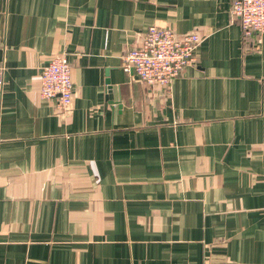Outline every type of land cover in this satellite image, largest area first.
<instances>
[{
    "label": "crops",
    "instance_id": "crops-1",
    "mask_svg": "<svg viewBox=\"0 0 264 264\" xmlns=\"http://www.w3.org/2000/svg\"><path fill=\"white\" fill-rule=\"evenodd\" d=\"M232 5L0 0V264H264V34ZM154 26L202 39L169 88L124 69Z\"/></svg>",
    "mask_w": 264,
    "mask_h": 264
},
{
    "label": "built area",
    "instance_id": "built-area-1",
    "mask_svg": "<svg viewBox=\"0 0 264 264\" xmlns=\"http://www.w3.org/2000/svg\"><path fill=\"white\" fill-rule=\"evenodd\" d=\"M232 14L245 39L264 34V0H233ZM201 42L197 34L180 38L171 28L151 27L141 45L126 52L124 69L132 71L141 83L169 88L185 68L196 63ZM40 86L42 99L57 100V108L63 113L72 109L75 87L66 54H57L48 62Z\"/></svg>",
    "mask_w": 264,
    "mask_h": 264
}]
</instances>
